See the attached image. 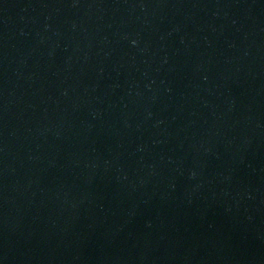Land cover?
Returning a JSON list of instances; mask_svg holds the SVG:
<instances>
[{
    "label": "water",
    "instance_id": "obj_1",
    "mask_svg": "<svg viewBox=\"0 0 264 264\" xmlns=\"http://www.w3.org/2000/svg\"><path fill=\"white\" fill-rule=\"evenodd\" d=\"M0 264H264V0H0Z\"/></svg>",
    "mask_w": 264,
    "mask_h": 264
}]
</instances>
